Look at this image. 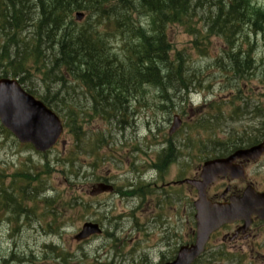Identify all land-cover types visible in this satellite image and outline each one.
<instances>
[{
  "label": "rangeland",
  "instance_id": "1",
  "mask_svg": "<svg viewBox=\"0 0 264 264\" xmlns=\"http://www.w3.org/2000/svg\"><path fill=\"white\" fill-rule=\"evenodd\" d=\"M252 1L264 5V0ZM205 8L196 14L202 37L208 31L207 19L216 13L215 9L203 13ZM140 20L146 22L144 16ZM241 34L237 45L251 52L255 66L238 76L228 65L226 48L218 37H209L210 45L202 53L191 34L173 28V48L185 56L190 78H197L192 103L177 94L173 106L167 103L160 110L159 92L146 88L144 101L132 106L131 113L137 111L134 116L119 111L105 120L90 112L89 101L79 100L84 115L78 142L67 130L57 147L43 155L20 145L0 126V185L15 191L14 205L20 209L15 215L0 212V264H144L157 261L159 252L171 258L179 246L190 242L187 191L182 188L181 199L171 211L173 195L158 186L189 177L213 143L253 135L256 127L258 133L264 126V30L253 33L244 28ZM29 73L24 87H37L36 93H43ZM76 83L65 85L68 99L73 98ZM204 101L214 105L203 106ZM173 115L182 124L169 137ZM169 140L174 150L166 154ZM163 160L170 161L156 165ZM71 172L77 176H70ZM22 174L26 178L18 177ZM100 179L119 192L91 196ZM133 191L137 196H131ZM85 222L101 224L103 233L78 243L73 238ZM198 264L229 263L203 258Z\"/></svg>",
  "mask_w": 264,
  "mask_h": 264
},
{
  "label": "trees",
  "instance_id": "2",
  "mask_svg": "<svg viewBox=\"0 0 264 264\" xmlns=\"http://www.w3.org/2000/svg\"><path fill=\"white\" fill-rule=\"evenodd\" d=\"M204 8L208 14L216 10L207 22V39L202 28L196 29L197 11ZM77 12L85 15L81 23L74 21ZM263 26L264 7L252 0H0V77L19 78L21 84L28 81L29 71L32 78L40 77L44 92H29L47 107L66 111L67 127L78 142L76 104H65L69 82L88 91L97 117L110 118L119 111L128 115L133 104L144 101L146 86L159 92L162 110L167 103L173 106L177 94L186 100L197 80L190 78L183 53L173 48L174 27L191 34L202 53L209 37H218L230 47L227 62L234 75L242 76L254 61L241 45L235 52L233 47L244 28L254 33ZM53 86L59 89L53 91ZM0 193V210L10 208L15 215L14 194Z\"/></svg>",
  "mask_w": 264,
  "mask_h": 264
},
{
  "label": "flooded vegetation",
  "instance_id": "3",
  "mask_svg": "<svg viewBox=\"0 0 264 264\" xmlns=\"http://www.w3.org/2000/svg\"><path fill=\"white\" fill-rule=\"evenodd\" d=\"M257 119V118H256ZM249 140H227L215 142L210 148L209 156L199 164H195L193 171L184 182L176 179L169 183H160L159 188L168 190L173 195L171 211L175 210L177 201L181 199L182 188L187 191L188 210L191 224V236L195 239L196 217L198 216L199 194L204 192L210 205L228 206L232 201L241 199L244 194L252 193L256 196L264 193V153L259 157H235L240 151H246L257 147L262 140H257V127L253 135L246 133ZM218 162L212 165L210 170L216 173L212 180L203 189L200 176L205 162ZM227 162V163H225ZM157 187V184H154ZM201 192L199 191V189ZM164 192V191H163ZM167 194V195H169ZM166 198H168V196ZM166 205V204H164ZM189 222V221H188ZM264 220L252 217L250 221L245 219L222 225L215 230L209 238L201 260L225 261L230 264H244L245 262H264ZM167 253V252H166ZM166 253H162L164 258ZM170 254V252H168Z\"/></svg>",
  "mask_w": 264,
  "mask_h": 264
},
{
  "label": "water",
  "instance_id": "4",
  "mask_svg": "<svg viewBox=\"0 0 264 264\" xmlns=\"http://www.w3.org/2000/svg\"><path fill=\"white\" fill-rule=\"evenodd\" d=\"M79 20L81 15H76ZM0 123L11 132L21 144H31L38 152H46L52 148L62 135L63 127L60 120L48 110L40 101L28 95L16 81H0ZM175 122L171 133L178 127ZM264 151L263 147H257L251 151L240 153L239 156H258ZM215 174L209 170V164L204 167L202 175L204 188L212 180ZM102 190H108L104 188ZM201 207L198 212L197 238L193 245L182 247L175 260L167 264H192L203 252L210 234L220 226L241 219L244 216H257L264 219V194L255 195L248 193L240 200L232 201L228 206L210 205L204 195L199 194ZM97 225L86 223L82 226L78 240L99 234Z\"/></svg>",
  "mask_w": 264,
  "mask_h": 264
},
{
  "label": "bare ground",
  "instance_id": "5",
  "mask_svg": "<svg viewBox=\"0 0 264 264\" xmlns=\"http://www.w3.org/2000/svg\"><path fill=\"white\" fill-rule=\"evenodd\" d=\"M166 70V73H170L169 70L165 69ZM79 80H82V79H79Z\"/></svg>",
  "mask_w": 264,
  "mask_h": 264
}]
</instances>
